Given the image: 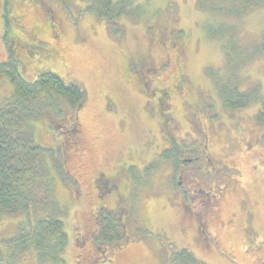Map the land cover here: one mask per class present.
Masks as SVG:
<instances>
[{
    "label": "rangeland",
    "instance_id": "374dc122",
    "mask_svg": "<svg viewBox=\"0 0 264 264\" xmlns=\"http://www.w3.org/2000/svg\"><path fill=\"white\" fill-rule=\"evenodd\" d=\"M7 2L14 7L13 16L23 19L18 23L9 15L6 22L4 0H0V62L16 46L17 66L24 80L32 82L49 71L66 83L76 82L85 94L76 112L73 135L67 133L66 115L57 117L45 110L38 119L28 120L34 141L47 151L43 160L54 206L47 207L51 200L40 191L29 208L30 217L24 212L2 215L0 242L7 244L16 235L18 223L53 216L64 222L68 233L66 264H182L174 259L182 250L200 264H264V126L255 121L264 102V21L252 19L261 8L226 17L199 12L195 0H134L141 16L134 23L124 21L121 36L112 37L101 20L85 11V0ZM46 15L59 29L47 28ZM220 24L231 28V34L224 39L210 36ZM34 27L40 28V53L30 34ZM20 44H25L24 51ZM139 59L153 66L168 59L172 72H183L190 81L192 93L170 101L175 142L167 155L172 161L161 156L169 147L168 135L162 133L165 128L156 118L154 101L142 94L130 72ZM223 87L250 95L247 106L224 108L219 96ZM12 99L10 82L0 75V108ZM191 103L197 113L203 110L210 116L211 122L203 115L201 127L191 129L186 118ZM201 132H207L204 156L232 168L230 176L224 177L220 167L214 178L203 176L200 160L198 166L184 164L186 159L198 157ZM72 137L86 148L84 155H66L71 149L65 153V144ZM170 164L174 176L177 169L194 168L193 179L202 190L209 189L214 180L216 186L227 185L226 192L233 179L235 192L226 193L216 203L207 243L201 242L193 223L187 225L179 208L181 198L164 184L171 178ZM98 174L111 180L122 196L120 201L112 195L103 202L97 199L93 180ZM120 209L129 218L118 221L115 212ZM112 218L118 223L121 242L92 243L91 234L108 226ZM248 224L250 233L245 231ZM5 244L2 250H6ZM104 254H112V261L108 257L105 263ZM19 264H37L35 253H23Z\"/></svg>",
    "mask_w": 264,
    "mask_h": 264
},
{
    "label": "trees",
    "instance_id": "16d2710c",
    "mask_svg": "<svg viewBox=\"0 0 264 264\" xmlns=\"http://www.w3.org/2000/svg\"><path fill=\"white\" fill-rule=\"evenodd\" d=\"M85 1V11L101 20L108 35L112 37L121 36L124 21L134 23L141 16V8L134 0ZM195 4L196 9L202 13L240 17L260 9L264 6V0H195ZM8 6L7 0H4L5 14ZM228 34H231V28L220 24L209 35L224 39ZM262 52L264 54L263 48ZM225 57L227 65L230 64L231 56L229 57L228 52ZM17 64V59L11 55L0 64V75L9 80L13 91L12 101L0 108V218L4 214L14 216L20 212L30 217L29 208L33 206L40 191H45V197L51 200L48 174L43 160L47 151L34 141L28 120L38 119L45 110L57 117L66 115L69 117L67 133L73 135L76 112L83 105L85 94L76 82L66 83L49 71L41 72L32 82L26 81ZM226 89L223 87L221 92L220 88L219 94L224 108L237 110L247 106L250 95L244 96L236 90ZM255 121L264 126V102L260 103ZM72 140L73 137L64 143L66 148L67 143L72 145ZM168 152L166 150L161 156L172 161V156L167 155ZM50 203L47 207L54 206L52 200ZM112 219L108 226L101 228L96 239L98 244L121 242L118 223ZM17 226L18 232L7 244L0 242V264H19V259L26 251L35 253L37 264H66L63 256L69 237L64 222L52 216L34 219L32 223L29 219ZM2 244H5L6 250L1 249ZM104 255L107 263L108 257ZM174 259L182 264H200L184 250L176 253Z\"/></svg>",
    "mask_w": 264,
    "mask_h": 264
},
{
    "label": "flooded vegetation",
    "instance_id": "af4514ba",
    "mask_svg": "<svg viewBox=\"0 0 264 264\" xmlns=\"http://www.w3.org/2000/svg\"><path fill=\"white\" fill-rule=\"evenodd\" d=\"M13 8L14 7L8 6L7 12L4 17L6 22L8 20L7 17L9 18L10 15L13 21H18V23H22V19H23L22 15L18 19L15 18L14 17L15 15L13 14L14 13ZM45 20L46 21H44V23H47L48 29H52V30L59 29L58 25L54 23V20L52 19L51 16L46 15ZM38 30H40L39 27L36 28L34 27L32 32L30 33L31 35H34V39L37 40L34 46V49L35 50L37 49L36 51L40 50L41 44L43 45V42H41V40L38 39V35H39L37 34ZM57 37L58 36H56L55 39ZM12 38H14V36ZM12 38H10V43L13 41ZM23 46H25V44L21 45V49L24 51ZM15 47L16 46H14L11 49H8L6 58L9 55L15 58L16 56H18L17 51H15L14 49ZM27 48L30 49V47ZM38 52L40 53V51ZM32 55L34 56L35 53H32ZM3 62H0V64H2ZM130 72L135 74L136 83L138 85L137 87L141 89L142 94L147 98L153 99L155 105L154 112L156 118L160 123L159 125L165 128L164 132L162 133H166L168 135V139L166 140V142H168L169 147H167L165 151L166 150L170 151L171 150L170 147H172L175 142V137L171 134V132L174 129V125L172 124L174 119L171 113L172 111L170 110V101L173 99L174 96L185 97L187 94L192 93V89L190 87V81L188 77L183 72L180 71L176 73L172 72V70L170 69V61L168 59H165L164 62H160L155 66L146 65L143 59L136 60V62L132 64ZM142 78L144 79V82H142L143 80ZM155 81H158L160 86L157 84L156 87H152ZM163 82L167 84L164 85ZM150 85L151 87H149ZM187 85H189V87H187ZM193 105H195V103H191L190 105H187L189 111L186 114V118L188 117L187 122L190 128L194 129V126H196L195 129H199L204 120L203 115H205L206 119L209 120L210 123L211 122L210 116L205 114L203 110H201L203 114L201 112L197 113V110L193 108ZM201 133L203 137V143L201 142L199 144V146H201V150L198 149L199 146L196 147L198 152V157H195L193 159H186L184 164L193 163L194 165L198 166L199 164H197V160H200L203 163L202 169L205 171V172L203 171L204 172L203 176L207 175L209 178L213 176L214 178L216 173H218L217 167H220V170L223 172L222 175L224 177L230 176L231 172L233 171L232 168L227 167L224 163H222L219 166L218 161H215V159H211L207 156H204V153L206 152L208 147L207 146L208 140L206 134L207 132H201ZM72 142L73 143L71 146H69V143H67L66 145L67 148H65V153L71 149V151L70 152L68 151L66 155H68L69 153L71 154L73 153L74 156L78 157L79 154L84 155L86 153V148L82 147V144L76 138H74ZM202 153L203 155L201 156ZM170 168H171L170 170H172L171 171L172 173H171V178L169 180V184L166 183L164 184L167 186L169 192H171L173 195H178L181 198V204L179 205V208L182 212L183 218L184 217L186 218L187 225L193 223L195 233L198 234L200 237H202L201 242L207 243V241L208 240L210 241V239L207 237L206 232L208 231L209 223L211 221L210 218L213 216L212 214L215 212L216 203L220 201L222 198H224V195H226V193L233 192L235 190V187L232 183L233 179H231V181L229 182V188L226 192L224 190H226L227 185H224L223 187L216 186L215 185L216 181L214 180L209 185L210 187L209 189L207 188L205 190H202L200 189V185L196 182V180L193 179V176L195 174L194 168L189 170L177 169L175 172V176H174V169L171 167V164H170ZM198 175L200 176V169ZM174 179H178L179 181L173 182ZM98 181H99V185H97ZM70 182L72 184H75V181L71 175H70ZM93 186L98 194L97 199L101 202H103L105 198L111 195L114 196L115 197L114 200L117 201H120L122 198V196L118 193V191L117 192L115 191V187H114L115 185H112L111 180L105 179L101 174H98V176L96 175L95 179L93 180ZM77 197L80 198L81 194L77 193ZM241 204L243 206L246 205V201L243 200ZM100 209H103V207H101ZM184 213H186V215H183ZM98 214L101 213L99 212ZM115 215L118 221H120L119 219L124 220L129 218V213L124 209L118 210L117 212H115ZM247 215H248L247 217L248 219L252 218L250 212H247ZM99 218L100 217L98 215V217L96 218L98 223L100 222ZM245 231L248 233L252 231L251 224L250 225L248 224L246 226ZM99 233H100V229L98 230L97 233L95 232L91 234L93 235L92 243L93 242L95 243V240L97 239ZM126 243H128V241L127 242L125 241L124 244ZM214 243L217 244L216 240H214ZM94 252L96 253L95 255L98 254L97 253L98 250L96 247L94 248ZM112 254H109L108 256L111 257V261L113 256ZM94 263L95 262H93V264Z\"/></svg>",
    "mask_w": 264,
    "mask_h": 264
},
{
    "label": "clouds",
    "instance_id": "9594fccd",
    "mask_svg": "<svg viewBox=\"0 0 264 264\" xmlns=\"http://www.w3.org/2000/svg\"><path fill=\"white\" fill-rule=\"evenodd\" d=\"M254 21H264V6L261 7L260 11L257 12L253 18ZM255 29H253L254 31Z\"/></svg>",
    "mask_w": 264,
    "mask_h": 264
}]
</instances>
